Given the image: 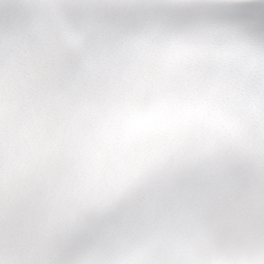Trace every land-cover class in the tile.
Listing matches in <instances>:
<instances>
[{
	"label": "snow or ice",
	"instance_id": "obj_1",
	"mask_svg": "<svg viewBox=\"0 0 264 264\" xmlns=\"http://www.w3.org/2000/svg\"><path fill=\"white\" fill-rule=\"evenodd\" d=\"M0 264H264V0H0Z\"/></svg>",
	"mask_w": 264,
	"mask_h": 264
}]
</instances>
